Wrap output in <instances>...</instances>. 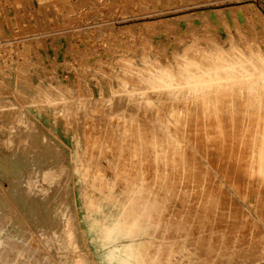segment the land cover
Returning <instances> with one entry per match:
<instances>
[{
	"label": "rangeland",
	"instance_id": "obj_1",
	"mask_svg": "<svg viewBox=\"0 0 264 264\" xmlns=\"http://www.w3.org/2000/svg\"><path fill=\"white\" fill-rule=\"evenodd\" d=\"M6 74L14 82L34 75L30 86L0 84V112L14 110L36 132L20 163L0 170V264H100L85 247L71 194L73 153L43 155L58 142L45 107L69 120L115 112L159 132L177 109L179 122L212 137L222 123L227 152L239 159L154 185L169 216L148 233V262L264 264V0H0V79ZM24 86L37 95L25 96ZM165 86L174 95L161 103ZM12 124L0 116V156L16 148ZM57 199L67 206L64 227L44 214ZM13 217L29 239L13 232Z\"/></svg>",
	"mask_w": 264,
	"mask_h": 264
},
{
	"label": "bare ground",
	"instance_id": "obj_2",
	"mask_svg": "<svg viewBox=\"0 0 264 264\" xmlns=\"http://www.w3.org/2000/svg\"><path fill=\"white\" fill-rule=\"evenodd\" d=\"M2 77L1 85L7 82L16 85L17 89L24 84L28 86L34 84V75H25L18 82H14L12 74ZM28 86L23 87L24 95L31 97L37 95ZM165 87L166 90L158 88V100L161 103L170 101L168 99L171 97L167 95L168 93L174 95L171 88ZM46 90L48 88L43 90L44 94L47 93ZM162 97L164 99H161ZM28 108L32 112L40 110L33 106ZM42 109L43 121L51 128L58 140V142L54 140L57 143L45 144L43 155L51 157L53 149L62 154L64 149L73 153L75 192L71 194H75V209L84 231L85 247L90 255L98 258L100 264H150L147 256L151 254L153 247L150 245L152 241L148 233L152 228L163 225V220L165 221V217L169 216L164 191L155 190L154 185L163 183L170 186L171 183L194 180L184 179L181 175L197 169L202 171L206 167H222L230 162V159H239L227 152L225 138H222L224 130L222 123L221 125L216 121V126L219 128L215 129V134L212 133L214 137L200 131L194 132L192 121L179 122L185 118V115L181 117L183 113L180 114L177 109L169 110L167 113L175 122L165 129L160 128V132L145 122L140 123L128 118L125 121L120 120V116L115 112L106 113L99 117L98 121L81 116L69 120L70 118L52 112L50 107ZM0 116L12 121V134L16 143V148L10 155L0 156V170H3L20 163L22 159L20 155L29 149V143L36 130L34 131L30 126L29 120L16 114L14 110L4 109L0 112ZM218 117L220 116L216 115V120ZM97 124L102 130L98 129ZM229 131L234 134L239 132L236 127ZM161 132L171 138L165 139ZM44 139L46 140V136ZM12 155L15 157L13 158ZM104 157L108 158L107 165L102 163ZM108 172L115 175L114 180ZM136 187L138 188L135 190ZM133 191L139 195H131ZM55 201L51 206L47 205L48 213L43 209L44 214L50 215L55 226L64 227L67 206L61 199ZM5 202L7 200L1 197L0 205H4ZM142 207L151 210L143 211ZM9 224L18 238L29 239L18 217L9 220ZM10 240L13 239L9 236ZM152 252L158 254L157 250ZM0 256L2 257V254Z\"/></svg>",
	"mask_w": 264,
	"mask_h": 264
}]
</instances>
